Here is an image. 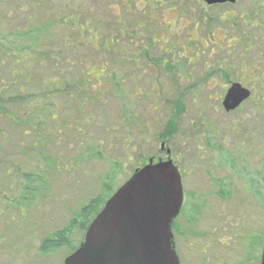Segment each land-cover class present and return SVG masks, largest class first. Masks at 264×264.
<instances>
[{"label":"rangeland","instance_id":"rangeland-1","mask_svg":"<svg viewBox=\"0 0 264 264\" xmlns=\"http://www.w3.org/2000/svg\"><path fill=\"white\" fill-rule=\"evenodd\" d=\"M28 22L58 25L53 52L55 42L33 51L30 38L14 37ZM260 23L264 0H241L235 7H208L202 0H0V44H10L14 53L28 48L25 53L34 60L38 52L58 58L59 81L65 83L56 98L60 126L47 124L26 134L15 111L9 113L17 123L0 117V264H64L71 251L43 253L42 242L71 228L70 242L78 245L84 231L72 221L80 220L85 206L114 194L150 159L168 158L184 186V212L174 232L181 264H195L190 257L199 262L203 245L204 264H260ZM15 41L25 47L18 49ZM4 54L0 49V78L6 84L17 63L13 57L3 60ZM29 63L26 59L21 68L35 76L45 70L47 82L48 64ZM87 73L91 84L83 83ZM229 80L253 82L251 103L238 113L227 112L217 99L223 94L218 85ZM41 133L51 134L44 144L37 141Z\"/></svg>","mask_w":264,"mask_h":264},{"label":"water","instance_id":"water-1","mask_svg":"<svg viewBox=\"0 0 264 264\" xmlns=\"http://www.w3.org/2000/svg\"><path fill=\"white\" fill-rule=\"evenodd\" d=\"M202 1L213 6L238 0ZM250 96L239 84L233 85L224 102L226 111L238 108ZM183 203L182 176L174 162L150 160L106 202L82 245L64 264H181L173 225Z\"/></svg>","mask_w":264,"mask_h":264},{"label":"trees","instance_id":"trees-1","mask_svg":"<svg viewBox=\"0 0 264 264\" xmlns=\"http://www.w3.org/2000/svg\"><path fill=\"white\" fill-rule=\"evenodd\" d=\"M59 17L60 15L57 14ZM77 17V16H74ZM77 21V20H76ZM75 21V22H76ZM56 22V20H54ZM73 22V21H72ZM74 22V23H75ZM57 24V23H55ZM54 25V24H53ZM63 25L60 24L59 27H62ZM68 26V25H66ZM53 28H55V32H53ZM73 27H69L70 32ZM58 25L52 26L51 22L43 24V26H33V22H28L27 26L24 29H20V32L14 34V37L20 39H26L30 38L32 43H29V48L33 51H38L36 48L39 49V45L44 48L45 44H49V42L52 41L55 42V37L58 36L57 33ZM92 29H89L88 32L90 35L95 36L93 33H91ZM53 34V35H52ZM16 35V36H15ZM3 41H7L6 39H3ZM93 41V40H90ZM90 43V42H89ZM111 44H116L115 41H111ZM13 44V43H12ZM14 44L17 46L18 49H23L25 46H22L19 41H15ZM59 43L55 42V45L50 49V52L54 51V48H57ZM65 42H61L60 46L63 47ZM75 44V43H74ZM94 44V41H93ZM22 46V47H21ZM21 47V48H20ZM36 47V48H35ZM106 47H109V43ZM0 49H2L3 53V60H9L11 57L16 59V66L9 71L8 75L10 76L11 80H8L6 84L2 81L0 78L1 86H0V117L5 116L9 118L10 120L16 122L15 116L17 118L20 116L21 119H17L19 122L17 125H21V123H24L25 130L23 133L28 134L30 132V129L35 130L36 128L44 129V126L48 124H53L56 126H60L61 124L57 123V118L59 116L57 112V100L58 93L60 92V88L64 87L65 83L64 81H59L62 76L60 73H57L58 70H60V62L56 61L58 58L56 57H49L46 53L44 54V57H41V54L39 52L36 54L37 60H34L33 58H29L28 55L25 53L29 52L28 48L24 49L23 51L19 53H14L12 51V48L9 45H3L0 44ZM53 49V50H52ZM24 54L27 55L24 57ZM53 59L52 64H49L46 61V58ZM56 58V59H55ZM26 59L30 60V63L28 64L30 67H32V64L37 66V68H41L44 66V64H48V68L51 70V73L48 74L47 82H44V75L45 70L42 72H38L35 76L34 73L31 71H26L21 68L23 66L22 64ZM92 60V59H91ZM2 61V59H0ZM93 68L96 69L95 62H93ZM14 66V64L9 65V67ZM37 68L34 67L33 71H37ZM87 79L83 81V83L91 84L92 83V74L87 73L86 74ZM52 78H56L55 80ZM33 82V83H32ZM35 82V83H34ZM47 83V85L45 84ZM75 85L81 86V83H78L76 81H73ZM15 84V85H14ZM80 88V87H79ZM82 98L84 102H88V99L85 94L82 95ZM37 105L36 107H34ZM36 108V109H35ZM35 109V110H34ZM11 110V111H10ZM15 111V114L13 113ZM14 114L15 116H11L10 113ZM172 125L174 126L175 123L172 121ZM23 126L21 125V128ZM174 128V127H173ZM171 129L168 133V136L170 137L173 135L174 129ZM51 138V134L47 135L46 133H41V135L37 138V141H41L43 144L46 142V139ZM42 144V145H43ZM45 148V145L43 146ZM43 152L41 153V155ZM44 159L50 161L51 157L47 154L42 155ZM26 179L31 180H38V178H35L32 175H26ZM42 179H39L40 181ZM104 189H106V185H104ZM25 192H28V188L24 190ZM32 192H38L33 191ZM107 192V191H106ZM109 195V196H108ZM113 193L108 194L106 193L105 197H96L93 199L89 205L85 206L81 213H80V220L74 219L72 221V224H74L73 227H79L81 230L84 231V236L82 241L78 245H73L70 242V234H71V228L63 229L62 231L54 233L52 236L47 238L42 242L41 251L43 253H49V252H56L57 250H60L61 248H68L71 252V255L79 248V246L83 243L85 239L86 232L90 226V224L93 222V220L97 217V215L103 210L106 202L112 197ZM196 211V210H195ZM184 212V207L181 212ZM199 213V211H197ZM173 231L175 234H178L176 223L173 225Z\"/></svg>","mask_w":264,"mask_h":264},{"label":"flooded vegetation","instance_id":"flooded-vegetation-1","mask_svg":"<svg viewBox=\"0 0 264 264\" xmlns=\"http://www.w3.org/2000/svg\"><path fill=\"white\" fill-rule=\"evenodd\" d=\"M241 0H238L236 3H234V4H231V3H225V4H220V5H213V6H209V5H207L206 3V5L208 6V7H214V6H221V7H224V6H228V7H235L239 2H240ZM262 7V6H261ZM260 27H262V28H264V24H262V23H260ZM260 82V86H264L263 84H262V82L261 81H259ZM253 84V82H250V84ZM235 84H239L240 86H242V88H244V89H246V90H248L250 93L253 91V87H251V86H249V85H247V84H245V83H243V82H241V83H238V82H233V81H231V80H229V81H227V83H224V84H222V85H218V87H219V90L220 91H222V95L218 98L217 97V99H218V101L221 103V106H222V108L223 109H225L226 110V108L224 107V102H225V99H226V96H227V94H228V92H229V90L233 87V85H235ZM15 85V84H14ZM224 92H225V94H224ZM250 99V98H249ZM246 100V101H244L242 104H240L239 105V107L238 108H236V109H234V110H231V111H227V112H230V113H238V112H241L242 110H243V108H244V104L246 103V102H249V103H251V100ZM255 107H257V103L255 104V105H253V106H251V109H253V108H255ZM226 111H225V113H227ZM230 113H227V114H230ZM223 145L225 146V142H223ZM164 146V147H163ZM161 148H162V150H164L165 149V144H162L161 145ZM168 154V153H167ZM159 161V160H158ZM177 226V225H176ZM191 247V246H190ZM264 249V248H263ZM199 250H200V253H199V255H201V257H200V259H199V262L197 261V260H195V259H193L192 257H190L192 260H190V262L191 263H195V264H204V245L201 247V249L199 248ZM262 254H263V251H262ZM262 254H261V260H260V264H261V261H262ZM254 261V260H253ZM197 262V263H196ZM249 262V261H248Z\"/></svg>","mask_w":264,"mask_h":264}]
</instances>
